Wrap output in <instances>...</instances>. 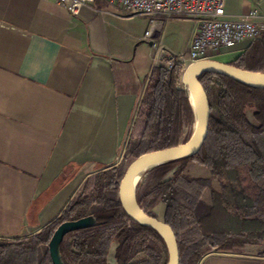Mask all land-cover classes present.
<instances>
[{
  "label": "crops",
  "instance_id": "0c3cea01",
  "mask_svg": "<svg viewBox=\"0 0 264 264\" xmlns=\"http://www.w3.org/2000/svg\"><path fill=\"white\" fill-rule=\"evenodd\" d=\"M252 7L264 12V0L225 1L230 16ZM180 25L179 56L196 32L191 18L162 19L144 40L149 19L108 0L76 17L54 0H0V239L36 235L86 177L118 166L150 70L179 58L161 40ZM250 43L222 49V63ZM198 264H264V255L212 251Z\"/></svg>",
  "mask_w": 264,
  "mask_h": 264
},
{
  "label": "trees",
  "instance_id": "16d2710c",
  "mask_svg": "<svg viewBox=\"0 0 264 264\" xmlns=\"http://www.w3.org/2000/svg\"><path fill=\"white\" fill-rule=\"evenodd\" d=\"M227 64L264 72V36ZM182 65L154 66L145 82L122 159L176 146L192 134L194 117L185 88L177 89ZM211 115L207 137L195 155L157 165L136 186L144 212L174 232L180 264H198L212 251L264 255V89L214 73L200 77ZM255 109L259 127L244 111ZM118 166L85 178L60 215L36 235L0 239V264H53L48 243L63 222L92 216L97 225L67 233L59 247L63 264H106L112 243L117 264H167L160 235L131 220L117 196ZM253 249V250H252Z\"/></svg>",
  "mask_w": 264,
  "mask_h": 264
},
{
  "label": "water",
  "instance_id": "95a60500",
  "mask_svg": "<svg viewBox=\"0 0 264 264\" xmlns=\"http://www.w3.org/2000/svg\"><path fill=\"white\" fill-rule=\"evenodd\" d=\"M163 57L171 58V56L164 50L161 52V59ZM203 73H214L251 88L264 89V72L242 70L216 60H202L190 63L184 69L180 78V83L177 84L176 88H185L187 98L193 112L194 124L191 136L184 143L168 148L145 152L133 158L126 166L118 182L117 196L122 210L134 222L142 226L149 227L160 235L168 252L167 264H180L177 241L173 230L168 224L160 219L147 215L139 206L136 200V186L140 181L137 179V172L139 167L145 163H154V165L150 168L152 169L153 167L163 163L195 155L201 149L208 134L211 115L208 95L200 81V77ZM189 91H191L194 96L196 110L193 107ZM247 109L248 107L244 111L246 120L251 126L258 128L259 124L254 118L255 109L251 107V110H253L251 118L247 115ZM96 225L97 222L92 216L82 217L73 221L61 223L53 232L48 243V252L52 263L63 264L59 253V247L67 233ZM117 247L118 245L116 243L111 244L106 264H117Z\"/></svg>",
  "mask_w": 264,
  "mask_h": 264
},
{
  "label": "built area",
  "instance_id": "2783aa9c",
  "mask_svg": "<svg viewBox=\"0 0 264 264\" xmlns=\"http://www.w3.org/2000/svg\"><path fill=\"white\" fill-rule=\"evenodd\" d=\"M71 16H78L83 7L95 0H54ZM226 0H108L117 4L129 17L149 19L144 40H150L162 28V19L170 17L191 18L196 23V32L190 43L188 58L179 56L178 61L187 67L190 63L211 60L222 49L231 48L245 41H256L264 36V12L257 7L247 12L230 16L225 11ZM258 3L262 0H253ZM172 60L165 62L170 69Z\"/></svg>",
  "mask_w": 264,
  "mask_h": 264
},
{
  "label": "rangeland",
  "instance_id": "374dc122",
  "mask_svg": "<svg viewBox=\"0 0 264 264\" xmlns=\"http://www.w3.org/2000/svg\"><path fill=\"white\" fill-rule=\"evenodd\" d=\"M180 26H181V28L174 29L175 31H172L168 35L167 34L164 35L163 38H162V40H161V42H163L165 45H167L168 42H171V44L174 43V50L176 52V56H179L180 55V52L183 51V36H184L183 35V30L185 29V26L184 25H180ZM234 52H236V51L233 50L232 53H227L226 56L230 57V56H232V54H234ZM221 55H222V53L221 54L220 53H216V54L212 55L211 58L212 59H215L217 61H221L222 62L224 60V58ZM184 57L185 58H188V53H185L184 54ZM176 62L177 63H180L177 59H176ZM185 68L186 67H183V65H182L181 75H182V73H183V71H184ZM181 75H180V78H181ZM179 83H180V80H179ZM252 111L253 110H251V107H248V109H247V115H248L249 118H251ZM122 156H123V150H122L121 156H120V158L118 160V165H119V163H121L120 169L121 170H125L126 166L129 164V162L132 159L131 158H127V159L123 160L122 159ZM145 176H146V174L143 176V178L139 182H142ZM154 211L157 214L158 218L160 220H162L163 206L162 205L156 206V208L154 209Z\"/></svg>",
  "mask_w": 264,
  "mask_h": 264
},
{
  "label": "bare ground",
  "instance_id": "6f19581e",
  "mask_svg": "<svg viewBox=\"0 0 264 264\" xmlns=\"http://www.w3.org/2000/svg\"><path fill=\"white\" fill-rule=\"evenodd\" d=\"M189 95L193 104L194 109L196 110V104H195V99L194 96L192 94L191 91H189ZM154 165V163H145L144 165L140 166L137 172V179L141 180L144 176V174L146 173V171H148L152 166Z\"/></svg>",
  "mask_w": 264,
  "mask_h": 264
}]
</instances>
